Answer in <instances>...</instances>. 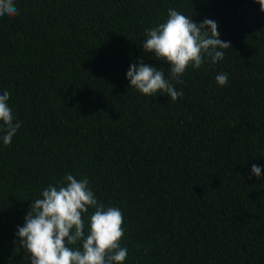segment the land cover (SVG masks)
<instances>
[{
  "label": "trees",
  "instance_id": "1",
  "mask_svg": "<svg viewBox=\"0 0 264 264\" xmlns=\"http://www.w3.org/2000/svg\"><path fill=\"white\" fill-rule=\"evenodd\" d=\"M0 18V93L21 127L0 140V264H30L18 227L66 174L123 214L124 264H264V12L255 0H15ZM169 8L217 22L224 59L183 96L129 87ZM228 74L227 85L215 77ZM174 83V82H173ZM4 133L0 132V135ZM255 164L260 177L252 174ZM92 209L89 210V213ZM87 221V217H85Z\"/></svg>",
  "mask_w": 264,
  "mask_h": 264
},
{
  "label": "clouds",
  "instance_id": "2",
  "mask_svg": "<svg viewBox=\"0 0 264 264\" xmlns=\"http://www.w3.org/2000/svg\"><path fill=\"white\" fill-rule=\"evenodd\" d=\"M255 2L264 12V0ZM18 14L15 0H0V18ZM217 29L212 19L197 23L191 16L169 8L164 22L146 30L142 44L144 53L169 65V77H165L163 68L145 64L141 58L129 65V87L149 97L163 92L176 101L183 92L175 84L183 83L181 77L189 67L199 69L206 62L218 63L224 59V50L231 49V42L221 40ZM215 81L218 86L227 85L228 74L219 73ZM9 99L10 92L0 93V132L4 133L0 140L5 146L11 144L22 124L16 120ZM251 172L259 178L261 168L253 164ZM89 183L87 177L78 180L66 174L31 201L24 224L16 233L19 248L30 264H124L128 249L121 246L125 234L122 211L99 202Z\"/></svg>",
  "mask_w": 264,
  "mask_h": 264
}]
</instances>
